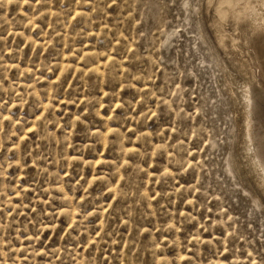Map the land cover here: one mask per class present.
I'll list each match as a JSON object with an SVG mask.
<instances>
[{"label":"rangeland","instance_id":"1","mask_svg":"<svg viewBox=\"0 0 264 264\" xmlns=\"http://www.w3.org/2000/svg\"><path fill=\"white\" fill-rule=\"evenodd\" d=\"M258 1L0 0V264H264Z\"/></svg>","mask_w":264,"mask_h":264},{"label":"bare ground","instance_id":"2","mask_svg":"<svg viewBox=\"0 0 264 264\" xmlns=\"http://www.w3.org/2000/svg\"><path fill=\"white\" fill-rule=\"evenodd\" d=\"M257 4V7L252 8V10H250L251 12H248V14L250 13V17L259 25L256 31L251 33V36L255 35V38L252 42V45L250 46V51L252 52V61L257 64L258 69L262 74L261 77L264 81V0H259ZM229 68H231L230 75L232 78L239 77V80H241V84H239L240 81H237L239 86L236 89L230 87V89H228L229 93L227 94L229 95V100H231V103L240 109V116L238 115L240 118H238L240 119L241 123V131L238 130L240 132V136L237 133V137L239 136V139L236 138V141L238 142L236 143L235 147L238 149L237 151L239 156L244 160L243 164L245 166H251L253 181L264 187V86L261 84L260 80L256 78L255 74L249 71L246 61L232 63ZM231 76L229 78H231ZM239 165L241 167V162ZM249 172L250 171H248V173ZM245 176H243L244 178H241L246 179L247 177ZM243 179L241 180L243 181Z\"/></svg>","mask_w":264,"mask_h":264}]
</instances>
